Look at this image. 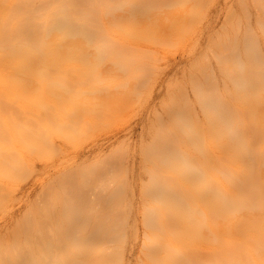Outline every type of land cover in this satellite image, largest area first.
<instances>
[{"label":"bare ground","instance_id":"6f19581e","mask_svg":"<svg viewBox=\"0 0 264 264\" xmlns=\"http://www.w3.org/2000/svg\"><path fill=\"white\" fill-rule=\"evenodd\" d=\"M172 1L156 0L146 19L137 11L146 0H0V143L6 146L0 157L15 155L19 163L11 150L19 141L50 159L35 135L44 140L57 116L78 104L99 116L108 98L100 64L109 65L99 69L103 73L114 69L113 60L122 66L136 62L140 69L138 51L125 43L133 36L143 41L156 29L155 20L168 18ZM253 3L261 10L258 29L246 27L237 32L240 38L230 32L212 37L184 82L170 83L174 105L168 119L152 126V140L140 145L152 169L149 182L139 184L145 197L139 211L146 244L161 242V250L149 249L139 264H264V0ZM126 7L127 13L116 12ZM56 22L60 31L46 34ZM185 24L169 27L184 33L190 27ZM209 58L218 61L217 71ZM187 84L201 116L184 93ZM38 106L46 107L47 128L36 118ZM120 154L114 152V166L103 164L94 178L92 168L65 165L63 177L58 170L65 183L51 184L43 202L31 204L0 233V264H66L69 253L76 256L71 264H122L132 184L128 169L113 160ZM80 224L86 236L77 233ZM107 235L117 236L112 255L102 242Z\"/></svg>","mask_w":264,"mask_h":264},{"label":"rangeland","instance_id":"374dc122","mask_svg":"<svg viewBox=\"0 0 264 264\" xmlns=\"http://www.w3.org/2000/svg\"><path fill=\"white\" fill-rule=\"evenodd\" d=\"M174 1L168 4V18L155 20L156 29L150 31L143 41L133 36L131 41L125 43L127 50L138 51L142 60V69H139V64L136 62L122 66L113 60L111 64L114 69L105 68L103 73L99 69L109 65L104 61L100 64L97 72L107 78L102 91L106 97L108 96L104 101L109 108L103 105L106 107L99 116H96L95 112L86 105L78 104L67 114L57 116L56 125L46 130L44 140L35 135L40 149L51 153L50 159L41 157L37 149H26L19 141H15L11 149L14 154L19 155V163L13 160L16 158L15 155L11 158L0 157L2 179L0 180V233L14 226L15 221L25 215L31 204L43 202L45 192L51 184L56 186L64 182L63 179L60 180L61 178L58 180V177L61 172L65 173V165L71 170L78 166L92 168L93 177L99 173L103 164L106 167L114 166L110 157L114 152L121 151L123 154L113 160L128 169L126 178L132 184L130 193L132 208L128 209L129 215L123 230L127 238L121 248L122 264H139L149 249L153 254L160 252L161 242L157 241L150 248L146 244L147 229L143 224L145 219L139 211V207L145 201L139 184L149 182L152 169L150 165L144 164L140 145L152 140V126L168 119V114L174 105L173 100L169 99L170 92H173L170 83L184 82L182 80L185 74L189 73L192 62L209 49L212 37L225 35L226 32L233 35H237V32L241 34L246 27L257 30V18L261 11L253 0H192V7L189 8L182 3L184 0ZM140 4L143 6H139L137 11L139 10L140 16L146 19L151 17L152 11H156V0H146L145 4L143 2ZM127 8L129 9V7L117 8L116 12L125 14ZM233 14L235 16L232 18ZM236 18L237 23L233 21ZM172 22L177 23V27L188 22L190 27L183 33L180 31L182 28L171 29L169 25ZM230 22L233 25H230ZM56 31H60V24L57 22L48 27L46 34ZM237 37L240 38L239 35ZM262 56L264 60V54ZM209 61L211 68L217 71L218 61L213 58H209ZM140 70L142 75L136 77V72ZM128 84L131 87L129 91ZM174 89L176 91L177 88ZM81 92L84 95L90 93L84 86ZM184 93L192 101L196 113L201 116L199 104H195V94L191 85L187 84L184 87ZM37 108L36 118L43 124L47 115L44 109L46 107ZM43 127L47 128L46 123ZM5 149L6 146L0 143V154ZM118 182L112 183L113 187L116 188L120 183ZM172 194V192L168 193V199ZM100 209L101 205L98 203L95 211L99 212ZM73 222L80 223L79 220ZM85 229L87 230L80 224L77 233L86 236ZM116 238L115 235H107L102 240L103 244L108 246L109 255L116 251L117 247L115 248L116 244H114ZM170 245L175 246L174 243ZM208 245L211 248L216 246L214 242ZM68 257L71 260L66 264L76 261L74 254L69 253Z\"/></svg>","mask_w":264,"mask_h":264}]
</instances>
